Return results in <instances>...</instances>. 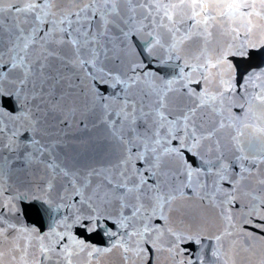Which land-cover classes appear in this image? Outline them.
Instances as JSON below:
<instances>
[{
    "label": "snow or ice",
    "instance_id": "1",
    "mask_svg": "<svg viewBox=\"0 0 264 264\" xmlns=\"http://www.w3.org/2000/svg\"><path fill=\"white\" fill-rule=\"evenodd\" d=\"M114 255L264 264V0H0V264Z\"/></svg>",
    "mask_w": 264,
    "mask_h": 264
},
{
    "label": "water",
    "instance_id": "2",
    "mask_svg": "<svg viewBox=\"0 0 264 264\" xmlns=\"http://www.w3.org/2000/svg\"><path fill=\"white\" fill-rule=\"evenodd\" d=\"M221 37H219L218 35L214 36L211 40V44H210V47H215L216 44L218 42L221 41ZM234 111L237 112V114H239L240 110L239 109H235ZM189 159L190 160H193V163H198V161H196L194 158H192L191 156H189ZM30 203H32V201H23L22 204L20 205V219L22 221H24L25 223H28L29 225H34V226H37V227H40V224L39 223H36V218H35V214L30 210L28 209V212H27V215H25V206L29 205ZM42 223L43 225L46 227L47 225V217H43L42 218ZM90 242L97 245V246H104L106 243H107V240H106V237H103V236H91L90 237ZM205 243H207V241H205ZM190 248L192 249H195L196 246L195 244H191L189 245ZM162 261H163V257L161 258ZM111 264H119V258L118 256H113L111 258ZM152 264H155V257H153V262Z\"/></svg>",
    "mask_w": 264,
    "mask_h": 264
}]
</instances>
